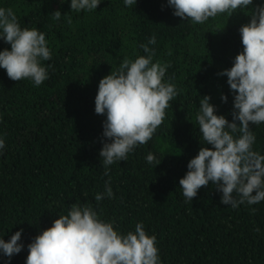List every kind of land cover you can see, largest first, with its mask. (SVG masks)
<instances>
[{
  "label": "trees",
  "instance_id": "obj_1",
  "mask_svg": "<svg viewBox=\"0 0 264 264\" xmlns=\"http://www.w3.org/2000/svg\"><path fill=\"white\" fill-rule=\"evenodd\" d=\"M70 4L0 0L22 28L45 34L52 54L41 61L49 75L39 86L30 79L13 81L0 67V138L5 141L0 238L8 241L23 229L21 252L9 260L0 251V264H26L28 245L74 203L90 204L121 234L142 223L156 237L161 264H264V201L225 205L211 181L186 201L179 186L203 143L196 120L203 96L211 97L218 115L232 120L234 93L227 76L218 73L230 69L243 51L239 29L264 0L203 24L175 16L168 0H136L131 6L125 0H101L97 9L80 11ZM56 10L61 11L58 20L53 19ZM153 35V62L169 65L163 81L175 85L177 96L152 139L138 144L126 161L109 165L105 175L99 153L107 140L106 115L95 113L99 81L125 58L147 55L140 45ZM5 48L11 46L0 37V51ZM250 127L256 138L252 149L264 155V122ZM150 152L159 164L147 162ZM109 180L114 197L97 202L96 194L105 193Z\"/></svg>",
  "mask_w": 264,
  "mask_h": 264
},
{
  "label": "clouds",
  "instance_id": "obj_2",
  "mask_svg": "<svg viewBox=\"0 0 264 264\" xmlns=\"http://www.w3.org/2000/svg\"><path fill=\"white\" fill-rule=\"evenodd\" d=\"M100 3L101 0H71L70 8L93 10ZM252 3L253 0H168L175 16L200 24L221 13L230 16ZM125 4L131 6L136 0H125ZM60 17L61 11L56 10L53 19ZM239 31L243 51L236 55L230 69L218 73L227 76L234 93L232 120L216 113L209 95L200 100L196 120L203 143L179 180L186 201H192L210 181L222 192L221 203L233 208L245 202L253 205L264 201V155L252 149L256 138L250 127L264 122V5L254 6L250 22ZM0 37L11 46L10 50L0 51V67L10 79H30L35 86L48 79L41 61L50 60L52 54L43 32L22 28L11 8L0 7ZM155 43L153 35L147 44L140 45L147 55L135 60L125 58L118 69L99 81L95 113L106 115L103 137L107 140L99 153L105 175L109 165L126 161L138 144L152 139L164 120L169 101L177 96L175 85L163 81L169 65L153 62L155 51L149 45ZM221 99L227 102L226 95ZM4 147L5 141L0 138V150ZM146 160L155 165L161 161L151 152ZM105 188L104 194H96L97 202L105 195L114 197L110 180ZM113 223L101 220L90 204L74 203L68 214L59 215L28 245L26 264H161L156 237L148 235L142 223L127 234L115 230ZM22 232L23 229L16 231L8 241L0 238V251L9 260L23 248L18 243Z\"/></svg>",
  "mask_w": 264,
  "mask_h": 264
}]
</instances>
